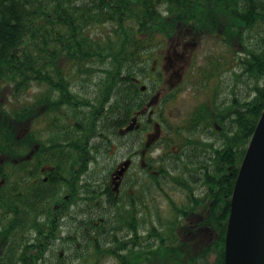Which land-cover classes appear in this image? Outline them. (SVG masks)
<instances>
[{"label": "trees", "instance_id": "trees-1", "mask_svg": "<svg viewBox=\"0 0 264 264\" xmlns=\"http://www.w3.org/2000/svg\"><path fill=\"white\" fill-rule=\"evenodd\" d=\"M229 13H233L235 43L245 44L249 54L241 61V73L234 76L230 114L222 117L217 110L215 116L206 115L207 108L201 107V110L191 114L186 126L172 129L177 139L171 134L164 139L167 147L179 141L178 144L193 143L189 149L195 154L187 156L190 162L188 172L190 179L205 188V193L200 198L201 203L198 202L200 199L197 201L187 195L184 204H201L204 208V225L211 223L210 226L219 234V253H216L220 259L223 258L224 233L239 167L264 110V0H226L206 5L200 0H0V181L4 180V185L0 187V204L7 202L10 207V220L7 226H2L0 243L4 238L10 239L9 264H36L37 258L42 255L43 242L29 245L23 241L25 229L28 234V229H32L40 239L50 231L43 230L33 219L23 223L20 216L22 185L19 168L23 152L19 132L23 120L20 109L23 93L42 82L58 88L51 81H80L83 85L99 81L96 84L98 95L94 103L89 102V133L90 136L94 132L102 134L109 153L114 141L112 135L116 134L118 127L119 150L123 139L119 130L127 126L132 118L140 116L148 103V87L146 91L141 88L153 75V61L157 52L165 47L164 41L174 37L184 23L204 27L207 22L212 23L211 18L216 15H222L225 22ZM6 90L9 93H5ZM86 102L82 96L75 97L74 109H79ZM158 119L164 123L163 117ZM165 124L168 125L167 122ZM200 125L201 128L206 126L211 129V137L217 143L212 147L201 146L204 153L212 151L210 158H205L195 147L200 141ZM167 154L159 155L157 165L149 163L165 177L171 174ZM169 163L173 165L171 169L178 167L180 158L173 155ZM180 172L178 170L176 174ZM181 179L175 178L173 183L181 186ZM131 181L127 179L123 196L121 199L118 197V202L114 195L109 196L105 212L99 215L103 225L94 226V221L99 222V219H91L92 232L87 243L80 245L81 248L75 246L76 253L118 258V224L122 221L126 224L135 222L136 219L129 215L135 217L136 206L146 207L149 201H154L149 190L144 192V189L138 188L139 191H136ZM156 183L161 187L158 181ZM161 191L170 205L178 206L163 189ZM118 206L127 209L120 211ZM154 206L157 207L155 203ZM120 214L125 217L120 219ZM152 215L153 218L148 221H167L157 208ZM154 230V236L159 240L153 251L154 261L165 264L168 251L163 227H154ZM175 245L174 242L170 244L171 247ZM127 262L136 264L134 261ZM221 263L220 260L218 264ZM186 264L197 263L186 260Z\"/></svg>", "mask_w": 264, "mask_h": 264}, {"label": "flooded vegetation", "instance_id": "flooded-vegetation-1", "mask_svg": "<svg viewBox=\"0 0 264 264\" xmlns=\"http://www.w3.org/2000/svg\"><path fill=\"white\" fill-rule=\"evenodd\" d=\"M223 1L226 0H200L205 5ZM163 15L167 16V13L163 12ZM189 17L181 16L186 19ZM211 22H207L204 27H199L196 23H184L174 37L164 41L165 47L157 52L153 61V75L149 81L143 83L148 87V103L140 116L135 118L133 131L120 135L123 139L119 143V150L118 127L116 134L112 135L114 141L109 153L103 135L94 132L90 136L89 133V102L94 103L93 100L98 95L96 84L99 81L84 85L80 81H51L58 88L42 82L23 93L20 104L23 120L19 132L23 152L19 168L22 185L20 216L23 223L33 219L43 230L50 229L43 234L42 239L32 229H28L29 234L27 229L24 231L23 241H27L29 245L37 241L43 242L42 255L37 258L36 264H102L107 259L115 264H131L128 260L136 264H163L155 263L153 255L156 245L159 244L154 236V227L159 226L163 227L164 241L167 244L165 264H170L171 261L186 264V260H194L197 264H218L221 260V264H224L226 228L223 258L220 259L217 245L219 234L210 226L211 223L204 225V208L201 204H184L187 195L197 200L205 193V188L198 181L190 179L188 172L190 162L187 156L195 154L189 149L193 143L178 144L170 153L164 143L167 135L176 136L169 127L170 124L173 125L172 118L175 116L170 113L166 116L165 107L174 103L184 90H191L187 84L195 74L203 80L199 83L203 82L206 96L191 113L204 107L207 108L206 115L215 116L217 110L222 117L230 114L229 103L234 94V76L241 73V61L249 54L245 44L235 43L233 13L226 16L225 22L222 15L211 18ZM210 41L212 47L206 48L205 44H211ZM177 64L182 66L177 72H172ZM202 69L210 71L211 75L207 72L202 76ZM141 90L146 91L144 87ZM77 96L84 97L87 102L75 110L74 99ZM202 112L201 115H204ZM164 114L167 118L164 116L166 120L163 123L158 117H163ZM132 122L133 119L129 125ZM116 123L118 126V104ZM213 124L217 126L216 122ZM207 129L200 125V141L195 147L205 158H210L212 151L207 150L204 153L201 146L206 144L212 147L217 143L211 137V129ZM138 131L140 134H136ZM161 151L162 155L168 153V171L171 174L167 177L149 166V163L157 165L156 160L160 157L155 154ZM119 154L123 158L118 161ZM173 155L180 158V163L178 167L171 169L173 165L169 160ZM111 157L114 159L110 162ZM124 163L127 166L122 175H118ZM178 170L181 171L180 174H176ZM175 178L184 179H181V186L173 183ZM127 179L132 180L136 191H139L138 188L144 189V192L149 190L152 196L158 189L167 190L173 186L176 188L173 193L178 191L180 194V202L173 199L178 206H172L166 198L162 211L159 206L156 207L167 219L164 223L148 221L153 218L155 206H136L135 217L129 213V217L136 221L130 224L122 221L118 224V258L102 255L100 257L103 259H97L96 256L76 253L75 246L81 248L80 245L87 243L92 232L91 219H99V222L94 221V226L103 225L99 215L105 212L109 196L114 195L117 202L118 197L122 198ZM156 181L161 187H158ZM3 185L4 180H1L0 187ZM165 193L171 198L166 191ZM5 198L7 201L6 193ZM198 202L201 203V199ZM126 209L127 207L118 206L120 211ZM182 213L187 215L183 216ZM124 217L120 214V219ZM171 219L179 221L173 222ZM9 220L10 207L5 202L0 204V231L2 226L8 225ZM93 233L97 232L93 230ZM171 242L176 245L171 247ZM210 251L215 253L209 254ZM9 252L10 239L4 238L0 243V264H9Z\"/></svg>", "mask_w": 264, "mask_h": 264}, {"label": "water", "instance_id": "water-1", "mask_svg": "<svg viewBox=\"0 0 264 264\" xmlns=\"http://www.w3.org/2000/svg\"><path fill=\"white\" fill-rule=\"evenodd\" d=\"M134 123L120 133L132 131ZM224 264H264V110L233 188Z\"/></svg>", "mask_w": 264, "mask_h": 264}, {"label": "rangeland", "instance_id": "rangeland-1", "mask_svg": "<svg viewBox=\"0 0 264 264\" xmlns=\"http://www.w3.org/2000/svg\"><path fill=\"white\" fill-rule=\"evenodd\" d=\"M205 47L206 48L212 47V42H211V44L210 43L205 44ZM170 57L173 58L172 53H170ZM180 66H182V64H177V66H174L172 69V72H177L179 70ZM207 72H210V71H208L206 69H202L200 73L203 76ZM188 81L189 82H188L187 86L190 87L191 90H188L189 92H186V90H184L178 96V98L176 99V101L174 103H172L170 106L167 105L165 107L166 116H169V113L175 116L172 118L173 119L172 121L174 123H173V125H171V127H173L172 128L173 130H177V128H181L182 126H186L189 123L188 120L192 114L191 111L193 110V108L195 106L201 104L205 100L206 91H204V89H203V87H204L202 85L203 82H201V84L199 83L200 81H203V80H201L200 77L197 74H195ZM206 82H208V81H206ZM5 93H9V90L8 91L6 90ZM165 114L163 115V118H164ZM164 120H166V119L164 118ZM138 134H140V132ZM182 136H184V133H182ZM171 137L175 138V139L178 138L177 135L171 136ZM178 143H180V141L176 142V144H173L172 146L168 147V149L171 150L173 147L175 148L176 145H178ZM121 152H123V151H121ZM162 153H163L162 151L157 152L155 155L159 156ZM119 156H118V161L123 158V155L119 154ZM113 159H114V157H111L109 159V161L111 162ZM175 189L176 188H174L173 186H170V187H168L167 190L165 188L163 190H164V192L166 191L171 196L172 199L180 202L178 199V197L180 196L179 192L177 191V192L173 193V191ZM153 197H154V201L149 202V206H154V203H155L156 206H159L160 210L162 211V207H164L166 205V197H165L164 193L161 191V189H158V190L154 191ZM85 254H89V253H85ZM97 259H103V258L97 257ZM101 263L102 264H115L114 262L110 261L109 259H107L105 262H101ZM76 264H78V263L76 262Z\"/></svg>", "mask_w": 264, "mask_h": 264}]
</instances>
